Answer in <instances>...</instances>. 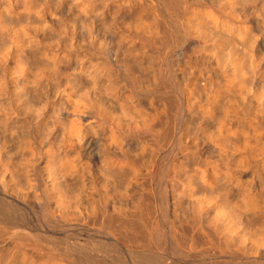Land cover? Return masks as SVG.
Instances as JSON below:
<instances>
[{"label":"bare ground","instance_id":"1","mask_svg":"<svg viewBox=\"0 0 264 264\" xmlns=\"http://www.w3.org/2000/svg\"><path fill=\"white\" fill-rule=\"evenodd\" d=\"M192 38L191 48L179 55L183 56L179 66H185L184 71L187 67L193 70H188L192 73L188 76H199L195 80L207 76L201 94L195 90L194 79H189L186 90L190 92H186H197L201 98L196 101L190 96L194 100L190 102L187 97V105L190 102L189 109L199 113L197 130L212 143L214 155L206 156L199 139L191 147L188 144L190 148L184 146L189 149L186 161L176 160L172 149L167 164L155 176L160 188L141 190L139 196L135 190V200L130 185L136 184L132 182L140 170L132 167L131 158L138 154L130 155L127 139L145 130L152 137V146L142 144L143 148H138L152 147L154 154L161 149V142L171 137L167 131L174 130L182 109L175 106L177 96L175 102L171 96L175 105L169 107L170 102L165 105L159 99L163 95H156L150 100L159 99L164 105H156L160 108L150 109L153 113L147 119L134 122L139 118H132L138 106L134 93L138 89L172 91L174 83L166 73L164 57L175 55ZM136 43H140L138 47ZM213 70L218 73L216 80L215 74L213 80L208 77ZM166 95L165 101L169 98ZM169 108L176 110L172 112L175 120L171 118L174 124L169 123ZM10 136L12 152L6 147ZM97 147L98 160L93 161L91 155ZM156 158L154 154L151 159ZM153 162L142 163L149 169ZM167 181L178 184L174 189L179 195L185 194L187 206L176 193L170 206ZM197 185L203 193L193 200L192 190ZM129 192L134 199L129 200L131 204L127 202ZM173 205L175 210L182 205L186 210L177 217L173 212L175 219H169L165 233L162 220H167ZM34 210L46 226L60 224L77 232L104 229L125 247L134 242L135 249L137 245L160 249L169 237L181 257L183 241L191 242L190 231L186 235L189 239L182 237L186 224L200 233L194 234L200 236L207 252L238 253L247 240L248 251L263 248L264 0H0V264L103 263L92 255L95 250L89 248H94L89 246V239L82 241V246L79 241L70 243L67 249L43 229L42 233L28 231L7 240L11 232L3 227L9 223H3L6 215L25 216ZM245 228L247 240L240 233ZM190 246L192 250L195 247ZM148 251L133 253V262L170 264Z\"/></svg>","mask_w":264,"mask_h":264},{"label":"rangeland","instance_id":"2","mask_svg":"<svg viewBox=\"0 0 264 264\" xmlns=\"http://www.w3.org/2000/svg\"><path fill=\"white\" fill-rule=\"evenodd\" d=\"M165 27V29H167V27L166 26H164ZM164 29V28H163ZM165 31H167V30H165ZM165 34H166V32H165ZM195 41V38L193 39H190L189 41H185L184 42V44L182 45V47L181 48H179V50H177L176 52H175V55L174 54H170V55H167V52H163L165 55H167V56H165L164 57V60H165V62H167L166 64H167V66L168 67H166L165 69H166V73H168V75L172 78V80H173V83H174V86H173V89H172V91H168V90H161L160 92L159 91H155V92H150L149 90H147V89H145V91H144V89H138L134 94H135V96H134V101L136 102V106L138 107H136L135 109H134V113H133V117L132 116H130V117H132L133 119H137L138 117L139 118H141V119H137V120H133L134 122H137V121H139L140 122V120H144V118L145 119H147V116L149 117L150 115H151V112L152 111H150V109L151 110H153L154 108L155 109H159L160 108V105H164L166 102H167V104H168V102H170L171 103V101H170V99H171V96H173V98H174V100L173 99H171V100H173L174 102H175V97L176 98H179V99H177L176 101V105L175 104H165V105H167V106H172L173 107V105H175V106H179L180 105V108L182 109L181 111H182V113H181V115H179V119H177L176 118V121H175V124L177 123V122H179V123H177L176 125L173 123L174 121L173 120H175V113H172V112H174V111H176V110H174L173 108H169V111H171V113H172V115H171V117H170V120H171V118L173 119V120H171L169 123H173L174 124V126H176L175 128H174V126H173V128L172 129H174V130H171V129H169L168 131H167V135L169 134V133H171L169 136H171V137H169L170 138V140H168L167 138H165V140L163 141V142H161V149L160 150H158V151H156V152H154V154H155V158L157 159H155V160H152L153 159V156H154V154H153V151L151 152V148L152 147H150V149L148 150V148H147V150L145 151L144 149H139L138 147H140L141 148V146H142V148H143V146L144 145H142V144H150V146H152V143L151 142H149V141H151L152 139V137H151V135L148 133L147 134V132L145 131V130H142V132L144 131V133L146 134L145 136H144V133H142V132H140L141 134H138V135H135V136H132V137H134V138H132V139H127V142H126V146H127V149L129 150V152H131L130 153V155L131 156H134L136 153L138 154V155H136V156H134V158L132 157L131 159L133 160L132 162L134 163V165H133V163H132V167L134 168V169H136L137 171H138V169L140 170V171H138V172H140V173H138L137 172V176H139L138 178L136 177V180H134V182H132V184L133 183H136V184H133V185H130V192H132V190H133V192L132 193H134L133 195L129 192V196H128V200H127V202L130 200L131 202H134V197H136L135 195V193L137 192V195L139 196L140 194H142L141 193V190H142V192H147V191H149L150 189V187H151V189H153L154 187L155 188H160V185H161V182H160V180L159 179H157L155 176H156V173H158L159 172V170L161 169V168H163L166 164H167V159H168V157L170 156V153H171V151H172V149H174L173 150V152H172V154L175 156L176 154L177 155H179V156H175V159L176 160H179V161H186L187 160V156L186 157H184L185 155H187L189 152H187V149L188 148H190L191 146H192V144L194 143V140L195 139H199V141H198V145H200V147H202L203 148V150H204V153L206 154V156H209V155H214V149H212V143L210 142V141H208L202 134H201V132H200V130H197L198 129V121L197 120H199V113L197 112V110L194 112V111H191L190 109H189V104H190V102L191 101H194V100H191V99H196V101L198 100L199 101V99L201 98V93H202V91H203V89L205 88V85H207L205 82H206V78H207V76H203L202 75V77L201 78H198V79H196V80H198V81H196L195 80V78H197V77H199V76H197V77H192V76H188V75H192V73H190L189 74V71L188 70H191L189 67H187L188 69H186V71H188L187 73H186V71H184V67H181V66H179L180 65V62H179V60L183 57H181V56H179V55H182V54H184L185 53V51H187L186 49H188L189 50V48H191V43L193 42V41ZM170 41V40H169ZM138 44H140V43H136V46L138 47ZM170 45H171V41H170ZM170 47V46H169ZM167 49V48H166ZM165 49V50H166ZM150 50V49H149ZM149 50H147L146 52L147 53H145V54H147V55H149V53H150V51ZM164 50V49H163ZM164 50V51H165ZM185 50V51H184ZM149 52V53H148ZM184 52V53H183ZM182 53V54H181ZM177 54V55H176ZM179 56V58H177ZM167 57V58H166ZM181 57V58H180ZM169 58V59H168ZM168 59V60H167ZM178 59V61L176 62V60ZM172 60V61H171ZM182 60V59H181ZM171 62V63H170ZM174 62H176V64H177V70H179V72L177 71L176 72V70H174V69H176L175 68V63ZM169 64V65H168ZM174 66V67H173ZM179 66V67H178ZM168 68V69H167ZM174 68V69H173ZM179 68H183L182 69V71H183V73H184V75H183V73H182V71H181V69H179ZM170 71V72H169ZM215 70H213L211 73H209L208 74V77L210 78V79H214V74H215V79L214 80H216V76H217V74L218 73H213ZM175 72H176V74L178 73V74H180V75H176L175 74ZM190 72H193V70H191ZM217 72V71H216ZM170 73V74H169ZM182 73V74H181ZM185 73H186V75H185ZM211 74H212V76H211ZM147 76V75H146ZM176 76V77H175ZM178 76H181V78L180 77H178ZM186 76V77H185ZM184 77H185V79H184ZM187 77H189L188 78V80L186 81V79H187ZM190 77H192V78H190ZM175 78H177V80L175 79ZM178 78H180L179 79V81H178ZM203 78V79H202ZM205 78V79H204ZM145 79V78H144ZM183 79V80H182ZM189 79L191 80V79H194V81H195V90L196 89H198V93H200V94H198L197 92H194V94L195 93H197L198 94V96H199V98H198V96H197V94H195V96H194V94H193V92H191L192 94L191 95H189L190 93H187V92H190V91H188V90H186V87H187V85H188V83H189ZM147 80V78L145 79V81ZM204 80H205V82H204ZM208 80V79H207ZM182 81V82H181ZM185 81H186V83H185ZM176 82L178 83V84H176ZM185 83V84H184ZM180 85H182V86H180ZM186 85V86H185ZM202 88V89H201ZM139 90H140V92H139ZM200 90V91H199ZM202 90V91H201ZM180 91V92H179ZM187 91V92H186ZM144 92V93H143ZM145 92H147V93H145ZM149 92V93H148ZM137 93V94H136ZM138 93H139V95H138ZM169 93V94H168ZM174 95H173V94ZM167 94V95H166ZM171 94V95H170ZM189 96H188V95ZM136 95H138V97L136 96ZM154 95V96H153ZM157 95V97L156 98H158L159 96L161 97L162 95V97L161 98H159V99H161V101H162V103H164V104H162L161 102L159 103V99H154V100H152L153 102L155 101H157L156 103H154L153 104V102L150 100L151 98L153 99V97L155 98V96ZM168 96L169 98H167L166 97V101H165V97L164 96ZM182 95V96H181ZM190 96H191V99H190ZM192 96H194V98L192 97ZM185 97H186V99H185ZM187 97L189 98V103H188V105H187ZM198 98V99H197ZM138 99V100H137ZM162 99H164V100H162ZM137 100V101H136ZM140 100V101H139ZM150 100V101H149ZM168 100V101H167ZM164 101V102H163ZM179 101V102H178ZM138 102V103H137ZM144 102V103H143ZM150 102V103H149ZM152 103V104H151ZM179 103V104H178ZM144 104H146V105H144ZM147 104H149V105H147ZM151 104V105H150ZM158 104H160L159 106H156V105H158ZM155 107H154V106ZM187 105V106H186ZM152 108H151V107ZM174 106V107H175ZM140 107V108H139ZM162 107V106H161ZM177 107L175 108V109H177ZM147 108V109H146ZM185 108V109H184ZM140 109V110H139ZM145 109V110H144ZM162 109V108H161ZM160 109V110H161ZM139 110V111H138ZM173 110V111H172ZM184 110V111H183ZM137 111V112H136ZM154 111V110H153ZM144 112V113H143ZM190 112V113H189ZM137 113H139V114H137ZM141 113V114H140ZM153 113V112H152ZM150 114V115H149ZM173 114H174V116H173ZM188 114V115H187ZM197 114V115H196ZM134 115H136V116H134ZM140 115H142L141 117H140ZM182 115H183V117H182ZM190 115V116H189ZM173 116V117H172ZM181 116V117H180ZM144 117V118H143ZM132 118H131V120H132ZM143 118V119H142ZM181 118V119H180ZM192 118V119H191ZM183 119H184V121H183ZM169 120V119H168ZM181 121H182V123L183 124H181ZM186 121H187V123H186ZM198 123H197V122ZM167 122V123H168ZM212 122V121H211ZM190 123L193 125H190ZM197 123V124H196ZM139 124V123H138ZM173 124H171V125H173ZM180 124V125H179ZM170 125V124H169ZM168 125V127L170 128V126ZM177 126H178V129H177ZM186 126L188 127V128H186ZM167 127V128H168ZM172 127V126H171ZM185 127V128H184ZM195 127V128H194ZM191 128H193V129H191ZM142 129V128H141ZM141 129H140V131H141ZM185 129V130H184ZM189 129L190 130V132H189V130L187 131V130ZM196 129V130H195ZM173 131V132H171V131ZM185 132H184V131ZM177 131V132H176ZM184 132V135L186 134V132H187V135L188 136H186L185 135V138H184V135H182L183 134V132ZM193 131V132H192ZM182 132V133H181ZM188 132H189V134H188ZM197 132V133H196ZM182 135H180V134ZM193 134V136L191 137V139L190 138H188L189 136H191ZM177 135V136H176ZM195 135V136H194ZM197 135V136H196ZM178 136H179V138H181V139H179L178 138ZM13 137V136H12ZM12 137L10 136L9 138L7 137L6 138V142H8L7 144H6V147H8L9 148V150L8 151H13L14 150V143H12L13 142V139H12ZM135 137H137V138H135ZM140 137H143L145 140H141V138ZM151 137V138H150ZM168 137V136H167ZM177 137V138H176ZM196 137V138H195ZM203 137H204V139H203ZM139 138V139H138ZM146 138H149V139H146ZM174 138H175V140H174ZM151 139V140H150ZM181 141H179V140ZM184 139V140H183ZM189 139V140H188ZM129 140V141H128ZM137 140L138 141H142L141 143L140 142H137ZM146 140L148 141V143L146 142ZM167 140L169 141V143H170V145H169V143L167 142ZM173 140V141H172ZM191 140V141H190ZM14 141H15V139H14ZM145 141V142H144ZM179 141V142H178ZM182 141H185V142H187V143H185V142H182ZM193 141V142H192ZM5 142V143H6ZM10 142V143H9ZM129 142V143H128ZM136 142V143H135ZM166 143V146H164L165 144H163V143ZM200 142V143H199ZM210 142V143H209ZM185 143V144H184ZM204 143V144H203ZM139 144V145H138ZM168 144V145H167ZM188 144L190 145V147L188 146ZM180 146V150H184L183 152L182 151H180L179 150V148H178V150L180 151V152H182V153H179L178 151H177V146ZM183 147H182V146ZM187 146L188 148L185 150V147L184 146ZM196 145V144H195ZM208 145V146H207ZM149 146V145H148ZM147 146V147H148ZM174 146V147H173ZM178 146V147H179ZM163 147H164V149H163ZM208 147V148H207ZM7 148V149H8ZM167 148V149H166ZM134 149H136V150H134ZM201 149V148H200ZM207 149V150H206ZM211 149V151H209ZM138 150V151H137ZM143 150V151H142ZM189 150V149H188ZM140 151V152H139ZM142 151V152H141ZM148 151V152H147ZM155 151V150H154ZM208 151V152H207ZM98 152H99V150H98V147L97 148H95L94 150H93V153H92V155H91V157H92V159H93V161H96V160H98ZM143 152H144V154H146L145 156L143 155V156H141V154H143ZM157 152H158V154H157ZM175 152H178V153H175ZM133 153H134V155H133ZM187 153V154H186ZM209 153V154H208ZM140 154V155H139ZM150 154V155H149ZM151 154H153V155H151ZM156 154L158 155V156H156ZM208 154V155H207ZM148 155V156H147ZM211 155V156H212ZM97 156V157H96ZM142 157V159H140V160H138V158L139 157ZM150 156H152V157H150ZM167 156V157H166ZM135 157H136V159H137V161H135L136 159H135ZM140 157V158H141ZM184 157V158H183ZM96 158V159H95ZM144 158V159H143ZM151 159V162H149L148 163V159ZM179 158H181V159H179ZM183 158V159H182ZM135 159V160H134ZM147 162L148 164H151L153 161V164L154 165H150V166H148V167H150L149 169H150V171H149V169H147L146 167H147V165H146V167H144L145 165V163H142V162ZM157 161V162H156ZM139 162H140V164H139ZM156 162V163H155ZM160 163V164H159ZM130 166V165H129ZM137 167V168H135V167ZM154 166V167H153ZM159 166V167H158ZM152 167H153V169H152ZM142 168V169H141ZM145 168H146V171H145ZM144 169V170H143ZM155 169V170H154ZM141 170L142 171H144V173L145 172H147L146 174H143V175H140V174H142L141 173ZM150 172V174L149 175H147L149 172ZM152 170H153V172H152ZM158 171V172H157ZM155 172V173H154ZM155 174V175H154ZM145 175V176H144ZM144 176V177H143ZM150 176H153V179L152 180H150ZM140 178H141V182H140ZM137 179L139 180V181H137ZM142 179H144V180H142ZM146 179V180H145ZM135 181H137V182H135ZM144 181H147V182H144ZM150 181V182H149ZM149 182V183H148ZM138 183H141L142 185H143V183H144V187L146 188V190L145 189H143L144 187L142 186L141 187V184L139 185ZM153 183V184H152ZM145 184H147V185H145ZM150 184V185H149ZM156 184V185H155ZM160 184V185H159ZM176 183H173V182H168L167 181V188H168V191L170 192L171 191V193H170V196H171V201H172V197H175V195L177 194V195H179L180 193L179 192H176V186H178V184H176ZM136 185V186H135ZM138 185L141 187H139V188H135V187H138ZM152 185H155V186H152ZM159 185V186H158ZM170 185V186H169ZM175 185V186H174ZM132 186H133V188H132ZM135 186V187H134ZM147 186V187H146ZM149 186V187H148ZM197 187H199L198 189H201V190H198L197 189ZM175 188V189H174ZM194 188L196 189H193L191 192H192V197L191 198H196V199H198L199 197H200V193L202 194L203 193V191H202V188L199 186V185H197L196 187L194 186ZM140 189V190H139ZM135 190H138V191H136L135 192ZM173 191V192H172ZM196 191V192H195ZM200 192V193H199ZM174 193H176L175 195H174ZM179 193V194H178ZM195 193V194H194ZM132 196H131V195ZM171 194H173V196L171 195ZM199 194V195H198ZM194 195V196H193ZM197 195V196H196ZM213 195H215V194H212V196ZM130 196L132 197V198H134V199H132V198H130ZM137 196V197H138ZM179 196H181L180 197V199L181 200H183V203L185 202V204L184 205H186L187 206V201H186V198L187 197H185V194L184 195H179ZM183 196V197H182ZM199 196V197H198ZM201 196H203V195H201ZM211 196V197H212ZM184 198H185V200H184ZM193 199V200H196V199ZM212 198H214L215 199V197H212ZM217 198V197H216ZM133 200V201H132ZM135 200H137V198L135 199ZM129 201V204H131V202ZM170 201V206L172 205V203H173V201L171 202ZM186 206H183L182 205V207H179V206H176L177 208H176V210H175V207H174V205H173V208H169V213H168V215L170 216H168L167 215V222L163 219L162 220V224H163V221L165 222V224H163V225H161L162 227H163V229L165 230L164 232L166 233H168V231H169V223H168V221H170V220H173V219H175V214L173 215V212L174 213H176V217L177 216H180L181 215V213H183V212H185V210H186ZM181 208V209H180ZM183 208V209H182ZM176 211V212H175ZM183 211V212H182ZM179 214H178V213ZM33 213H35V214H33ZM37 213V214H36ZM16 214V213H15ZM34 215V216H33ZM9 216V217H8ZM15 216V217H14ZM33 216V217H32ZM39 216V217H38ZM172 216H174V217H172ZM8 217V218H7ZM11 218V220H12V218H13V220H12V222H10V221H7V219L9 220ZM19 218V219H18ZM20 218H21V220H20ZM32 218V219H31ZM35 218V219H34ZM16 219V220H15ZM170 219V220H169ZM22 220H24V221H22ZM33 220V221H32ZM37 220V221H36ZM13 221L15 222V223H13ZM16 221H17V223H16ZM5 222H9L8 224H10V225H6V223ZM38 222V223H37ZM3 223H5L4 224V226L3 227H5L6 228V232L7 233H10V236L8 235V237H7V240H11L12 241V235H17L18 233L19 234H24V232L25 233H28V231H30V232H35V233H42V231H43V229H44V231H49L50 232V234L52 235V236H54L55 238H57L58 239V241H59V243H62L61 244V246L63 247V248H65V247H67V249H68V247H69V245H70V243H77L78 241V243L82 246V245H85L84 244V242L86 241V240H91V241H89L90 242V244H89V246L91 245L92 247L94 246V248H91V247H89L90 249H92V250H95V251H93V253H92V255H94L98 260H99V262H103L104 264H137V262L135 263V262H133L134 260H133V257L134 256H131L133 253H139V254H141L142 252H145V251H147V250H149L148 252H151V253H155L156 255H160V256H163L165 259H167L166 261H168V262H170V264H171V262H172V264H194V263H196L197 261V263L199 264V262H200V264H201V262H203L202 264H204V262H206L207 263V261H209L207 264H264V247L263 248H260L262 251L261 252H259L260 251V249L259 250H257V251H255V252H251V250H247V248L249 249V242H248V240H247V236H246V234H247V230H246V228L245 229H243L242 230V232L240 231V233H242V235H243V233H244V230H246L245 232H246V234L244 233V235H243V237H244V239H246L247 241H246V243L245 244H243V246L240 248V250L241 251H239L238 253L237 252H230V253H220V254H217L216 252L214 253V251L212 252V251H208L207 252V249H206V251H205V248L204 247H206L205 245H202V239L200 238V236L198 237V235H200V233L198 234V233H196V231H194V230H192L189 226H187L188 224H186V225H184L183 223V225L187 228H184L183 229V234L185 235V236H183L182 235V237H185V238H187V239H189V237H190V235H191V239H190V241L191 242H187L189 245L192 243V246L194 245L195 246V244L197 245V242H198V245L200 246H198L197 245V248H196V246L194 247V251L192 250V248L193 247H191L190 249H189V245L188 244H186V239L184 240V238L182 239V240H184L183 241V244H184V246H183V250L182 251H179V252H183L182 254H183V256L185 257V255L187 256V258L185 257H181L182 255L180 254V255H178L179 253H178V250H177V248H176V245H175V243L169 238V237H166V240H165V242H164V244L166 245H164V246H161L160 247V249H159V247H157L156 245H154V246H152L153 247V249H151V246L149 247L150 249H142V248H139L140 247V245H137L136 246V248L137 249H135V246H132V245H134L133 243H132V245H127V246H129V250H128V248H127V246L125 247V245L124 244H121V243H119L117 240L116 241H114L115 239H113V238H111L107 233H106V231L104 230V229H100V232H97V231H92V230H78V231H81V232H77L76 231V229L75 228H73V230H71V228L72 227H63V226H61L60 224L59 225H56V224H51L50 226H46L45 224H43L42 223V220H41V218H40V215H39V213H38V211L37 210H34L33 212H28V215H25V216H18L17 214L16 215H14V213L12 214V215H6V221H4ZM11 223H12V226H11ZM37 223V224H36ZM14 224V225H13ZM17 224V225H16ZM22 224H24V225H22ZM26 225H28V226H26ZM37 227H36V226ZM11 226V227H10ZM15 226H17L18 227V229H17V227H15ZM25 226V227H24ZM45 226V227H44ZM40 227V228H39ZM52 227V228H51ZM182 228H183V226H182ZM189 228H190V230H189ZM46 229V230H45ZM61 229V230H60ZM188 230V232L186 231V230ZM241 229H242V227H241ZM8 230L10 231V232H8ZM102 230V231H101ZM182 230V229H181ZM186 231V233L187 234H185V231ZM13 231V232H12ZM76 231V232H75ZM191 233H190V232ZM65 232V233H64ZM67 232V233H66ZM70 232V233H69ZM73 232V233H72ZM92 232V233H91ZM97 232V233H96ZM181 231H179V233H180ZM61 233H64L63 235L61 234ZM79 233H81V234H79ZM95 233V234H94ZM181 233V234H182ZM190 233V235H189V237L188 236H186V235H188ZM198 234V235H195V234ZM78 236H77V235ZM98 234V235H97ZM193 234V235H192ZM58 235V236H57ZM62 237H61V236ZM242 235H241V237H242ZM57 236V237H56ZM89 236V237H88ZM109 236V237H108ZM168 236V235H167ZM256 236H257V234H256ZM258 236H260L259 238H262V234H260L259 233V235ZM258 236H257V238H258ZM62 239H61V238ZM86 237H88V238H86ZM98 237H99V239H98ZM195 237V240L197 239V237H198V239L200 240L201 239V242L198 240L197 242H195V244H194V239L193 238ZM242 237V238H243ZM245 237H247V238H245ZM64 238H66L65 240H69V242H65V240H64ZM68 238V239H67ZM84 238V239H83ZM91 238V239H90ZM104 238V239H103ZM64 240V241H63ZM100 240H102L101 242H100ZM110 240V241H109ZM9 241H7V243L9 244L10 242ZM82 241H84V242H82ZM193 241V242H192ZM93 242H94V245H93ZM104 242H105V244H104ZM108 242V243H107ZM117 242V243H116ZM185 242V243H184ZM199 242H200V244H199ZM6 243V244H7ZM68 243V244H67ZM82 243V244H81ZM97 243V244H96ZM98 243H101V244H98ZM114 243V244H113ZM11 244V243H10ZM9 244V245H10ZM63 244L65 245V246H63ZM107 244V245H106ZM102 245H103V247H102ZM110 245V246H109ZM122 245V246H121ZM202 245V246H201ZM248 245V246H247ZM100 246V247H99ZM139 246V247H138ZM142 246V245H141ZM109 247H111V248H109ZM132 249H131V248ZM134 247V248H133ZM102 248L103 249H107L106 251L105 250H102ZM108 248H109V250H108ZM124 248V249H123ZM139 248V249H138ZM186 249V251H185V249ZM200 248H202V249H204V254H203V251H202V253H201V250H200ZM100 251H98V250ZM123 249V250H122ZM120 250V251H119ZM153 250V251H152ZM190 250H192L193 251V253H192V251L190 252ZM196 250V251H195ZM199 250V251H198ZM108 251V252H107ZM125 251V252H124ZM158 251V252H157ZM198 251V252H197ZM246 251H248V252H246ZM94 252H96V253H94ZM124 252V253H123ZM210 252V253H209ZM243 252V253H242ZM249 252H250V255H249ZM88 253H90V252H88ZM120 253V254H119ZM185 253V254H184ZM190 253H191V256H189L190 255ZM247 253H248V256H247ZM253 253H255V255L253 254ZM96 254V255H95ZM124 254H126V255H124ZM240 254V255H239ZM251 254H253V255H251ZM123 255V256H122ZM128 255V256H127ZM193 255V256H192ZM197 255V256H196ZM200 255V258L198 257ZM204 255V256H203ZM205 255H207V256H205ZM235 255V256H234ZM201 256H202V258H201ZM236 256H238V257H236ZM239 256H242V257H239ZM205 257H206V259H205ZM131 259V260H130ZM228 260V261H227ZM195 261V262H194ZM215 262V263H214ZM224 262V263H223ZM102 263V264H103ZM196 263V264H197Z\"/></svg>","mask_w":264,"mask_h":264}]
</instances>
